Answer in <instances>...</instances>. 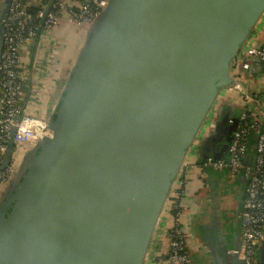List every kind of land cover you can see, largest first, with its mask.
<instances>
[{"label": "water", "instance_id": "95a60500", "mask_svg": "<svg viewBox=\"0 0 264 264\" xmlns=\"http://www.w3.org/2000/svg\"><path fill=\"white\" fill-rule=\"evenodd\" d=\"M263 13L264 0H107L84 30L64 26L44 115L50 135L0 195V264H144Z\"/></svg>", "mask_w": 264, "mask_h": 264}, {"label": "built area", "instance_id": "2783aa9c", "mask_svg": "<svg viewBox=\"0 0 264 264\" xmlns=\"http://www.w3.org/2000/svg\"><path fill=\"white\" fill-rule=\"evenodd\" d=\"M106 3L107 0H9L1 21L0 195L26 151L50 135L44 115L55 57L62 44L56 37L57 30L63 23L84 30ZM249 42L243 51L264 80V43L252 47ZM241 68L250 70L247 63ZM235 80L236 85L224 89L218 98L220 101L235 94L241 102L232 139L223 157L203 161L195 158L198 147L208 137L217 103L194 139L168 196L170 226L165 233V264H192L180 223L185 210L180 201L188 192L186 174L194 166L200 175H206L207 167H211L213 171L226 170L238 181L241 186V207L237 214L239 242L238 248L227 250V254L240 264H259V250L264 241V92L251 90L249 79L242 81L235 77Z\"/></svg>", "mask_w": 264, "mask_h": 264}, {"label": "crops", "instance_id": "0c3cea01", "mask_svg": "<svg viewBox=\"0 0 264 264\" xmlns=\"http://www.w3.org/2000/svg\"><path fill=\"white\" fill-rule=\"evenodd\" d=\"M3 0H0V11ZM63 23L57 30L59 33ZM56 33V34H57ZM264 43V13L253 32L249 46L258 47ZM244 49V48H243ZM247 63L249 71H243L241 65ZM232 75L242 81L249 79V88L264 92V80L253 60L242 50L231 71ZM250 75V78H246ZM223 105H218L220 115H215L209 128V137L213 138L208 145L202 142L197 149L196 161H203L219 154L224 139V131L232 129L229 123L237 120L241 111L239 96L231 94L221 99ZM218 116H220L218 118ZM220 120V121H218ZM215 125V127H214ZM207 142V141H206ZM227 142V141H226ZM204 143V144H203ZM194 161V163H196ZM196 167L186 174L188 192L180 201L185 210L180 217V223L186 234L187 250L192 264H238V261L226 251L236 247L239 235L238 210L241 204V189L239 183L231 178L226 171H213L200 175ZM170 226L167 206L161 214L155 237L149 245L144 264H165L163 253L167 249L165 233Z\"/></svg>", "mask_w": 264, "mask_h": 264}, {"label": "flooded vegetation", "instance_id": "af4514ba", "mask_svg": "<svg viewBox=\"0 0 264 264\" xmlns=\"http://www.w3.org/2000/svg\"><path fill=\"white\" fill-rule=\"evenodd\" d=\"M222 113V111L220 112L219 111V114H221ZM214 127H215V125H214ZM229 134H230V130H225L224 131V134H222V135H224V138H222V139H224L223 140V142H222V147L224 148H226L228 145H229V143H230V140H229ZM233 134V133H232ZM213 138H211V137H209L208 138V140H206L204 143H206L205 145H208L209 143H210V141L212 140ZM227 141V142H226ZM203 143V144H204ZM238 182V181H237ZM240 189H241V186H240ZM226 253H227V251H226ZM238 264H240L239 262H238Z\"/></svg>", "mask_w": 264, "mask_h": 264}, {"label": "rangeland", "instance_id": "374dc122", "mask_svg": "<svg viewBox=\"0 0 264 264\" xmlns=\"http://www.w3.org/2000/svg\"><path fill=\"white\" fill-rule=\"evenodd\" d=\"M208 169H207V173L206 174H208L209 172H213V170L212 169H210L211 167H207ZM216 170H214V172H215ZM221 171V170H220ZM222 171H226V170H222ZM219 172V171H218Z\"/></svg>", "mask_w": 264, "mask_h": 264}, {"label": "trees", "instance_id": "16d2710c", "mask_svg": "<svg viewBox=\"0 0 264 264\" xmlns=\"http://www.w3.org/2000/svg\"><path fill=\"white\" fill-rule=\"evenodd\" d=\"M223 102V101H222ZM220 104H222V103H220ZM223 114V113H222ZM220 116H218V118H219Z\"/></svg>", "mask_w": 264, "mask_h": 264}]
</instances>
